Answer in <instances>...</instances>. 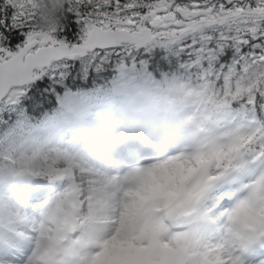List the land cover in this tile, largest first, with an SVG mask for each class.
I'll use <instances>...</instances> for the list:
<instances>
[{
    "label": "snow or ice",
    "instance_id": "1",
    "mask_svg": "<svg viewBox=\"0 0 264 264\" xmlns=\"http://www.w3.org/2000/svg\"><path fill=\"white\" fill-rule=\"evenodd\" d=\"M0 264H264V0H0Z\"/></svg>",
    "mask_w": 264,
    "mask_h": 264
}]
</instances>
